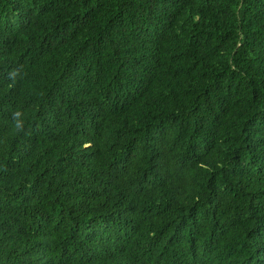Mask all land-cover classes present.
<instances>
[{
	"label": "trees",
	"instance_id": "16d2710c",
	"mask_svg": "<svg viewBox=\"0 0 264 264\" xmlns=\"http://www.w3.org/2000/svg\"><path fill=\"white\" fill-rule=\"evenodd\" d=\"M0 264H264V0H0Z\"/></svg>",
	"mask_w": 264,
	"mask_h": 264
}]
</instances>
